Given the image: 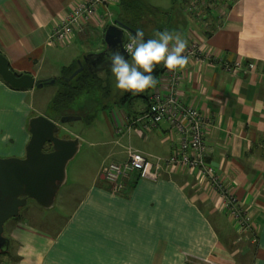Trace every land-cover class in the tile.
<instances>
[{
	"label": "crops",
	"instance_id": "0c3cea01",
	"mask_svg": "<svg viewBox=\"0 0 264 264\" xmlns=\"http://www.w3.org/2000/svg\"><path fill=\"white\" fill-rule=\"evenodd\" d=\"M78 1L0 0V51L16 73L56 81L69 77L80 63L87 68L84 55L106 47V29L116 20L105 7L69 41L48 43ZM186 1L181 0L179 26L172 31L181 33L188 45L196 41L208 54L181 67L180 97L204 117V158L249 212L250 229H240L197 169L167 168L157 181L140 179L134 172L123 187L104 179L106 160H125L130 145L152 159L174 150V130L166 122L151 130L137 125L128 130V123L148 107L149 100L138 97L134 99L142 102L132 99L130 112L112 110L114 120L103 127L105 132L97 126L85 129L93 138L89 146L102 144L109 153L106 160L95 161L90 184L55 232L20 214L12 219L8 251L17 245L15 264H200L203 259L264 264V0H235L226 9L215 5L204 11L197 6L189 16ZM129 34L125 31L124 44ZM249 62L255 67L248 72L242 67L232 73L223 66ZM107 65L91 73L110 85L111 70L99 74ZM33 89L13 88L0 77V157L25 156L29 119L37 115L28 100ZM53 112L47 116L52 120Z\"/></svg>",
	"mask_w": 264,
	"mask_h": 264
},
{
	"label": "built area",
	"instance_id": "2783aa9c",
	"mask_svg": "<svg viewBox=\"0 0 264 264\" xmlns=\"http://www.w3.org/2000/svg\"><path fill=\"white\" fill-rule=\"evenodd\" d=\"M116 0H79L72 10L65 14L61 23L55 27L48 38L49 44L67 42L76 29L82 28L89 18L96 15L100 7H105V13L112 15L108 5ZM191 6V10H192ZM128 40L126 41V43ZM189 59L200 62L203 54L199 43L192 42L184 53ZM224 68L232 73L245 67L246 72L254 69L253 62L224 64ZM181 68L166 69L165 74L155 88L150 91L148 107L136 119L131 120L127 128L137 125L141 130H151L166 122L174 130L175 145L169 156L150 158L142 151L128 146L127 157L123 161L112 160L103 167L104 179L113 187H123L136 172L140 179L159 180L167 168L197 169L208 178L213 190L222 198L223 207L240 225L241 230L250 229L251 216L241 205L238 198L225 186L216 168L204 158L206 121L200 111L182 101L179 93ZM129 121V120H128ZM121 128L117 127V131ZM200 264H216L211 259H203Z\"/></svg>",
	"mask_w": 264,
	"mask_h": 264
},
{
	"label": "rangeland",
	"instance_id": "374dc122",
	"mask_svg": "<svg viewBox=\"0 0 264 264\" xmlns=\"http://www.w3.org/2000/svg\"><path fill=\"white\" fill-rule=\"evenodd\" d=\"M135 1L133 6L136 11L137 9L139 10V7H144L149 4L148 10L145 11V18L148 19L145 21V24H147L145 26L147 29L146 34L153 36L156 30L163 31L168 29L172 31L173 28L179 26V5L181 4V0H175V3H172V0H137L136 4ZM234 1L235 0H187L185 2V7L189 8V16L191 13L196 14V12L193 11H198L196 9L197 6H201L202 11L205 9L207 10L209 6L215 5L226 9L232 5ZM172 5H175V7H172ZM191 6H193V11H191ZM123 8L124 6L119 2L113 1L109 4V10L113 13L115 20L125 16ZM152 8H157L160 11L162 10L163 13H152L154 12L152 11ZM150 10L152 12H150ZM165 12L170 13L172 17L166 19L168 16L165 15ZM137 28L142 29L143 27L137 26ZM102 43L103 42L101 41V45H103ZM105 68L104 72L102 71L99 73L100 75L105 76L110 72L109 65ZM67 72L69 73L70 70ZM104 73L105 75H103ZM66 77L67 76L62 75L57 77L54 84H45L34 88V93H31L32 96L30 94L28 97V100L33 102L32 104L35 108V113L52 116L51 113L54 110L57 111L56 108H59L60 106L58 105L54 108H49V103L52 105L56 98L62 94H70L69 92L71 91L73 98L66 115H77L79 117V119L66 121V123L62 124L59 133L60 136L68 135L71 137H78V133L81 134L80 139L82 141V147L80 152H78L76 157L68 165V179L58 191L54 207L46 209L37 201L30 199L20 211L21 218H24L31 223L33 222V224L39 225L42 228H46L52 233L59 228L63 217H65L68 211L72 208V205L81 196L83 190L90 184V174L94 169L95 161H98L99 159L106 160L104 158L109 153V148L102 144L89 146L88 139L91 138V136L85 133V129L91 126H97L103 129L105 125L111 123V120H114L113 116L111 117L113 109L123 108L125 112H130L135 104L142 102V99H134L133 101L138 100L134 105L133 101L125 104L119 103L118 100L125 94V92H121L114 88L115 78L113 75H110L109 77L111 82L110 85L106 84V81L103 80L104 82H100L94 86L97 88L96 90L92 92L80 91L79 93L75 88L78 84L77 80L74 79L71 84H67ZM80 111L81 115H78V112ZM73 134L77 135L73 136ZM109 161H111L110 158L104 162L108 163ZM12 219L13 218L7 220L4 225V236L8 238H10V225L14 221ZM14 246V250L12 247L11 251L0 253V264H15L14 255L16 254L17 245L14 244Z\"/></svg>",
	"mask_w": 264,
	"mask_h": 264
},
{
	"label": "water",
	"instance_id": "95a60500",
	"mask_svg": "<svg viewBox=\"0 0 264 264\" xmlns=\"http://www.w3.org/2000/svg\"><path fill=\"white\" fill-rule=\"evenodd\" d=\"M125 31L135 34L137 30L116 21L105 32L106 47L99 52L84 55V63L94 73L105 66V57L110 50L119 48L122 52ZM145 39H149L145 36ZM125 55H127L125 53ZM84 69L75 70L67 81ZM0 77L16 89H33L45 84H54L55 79L37 80L32 74H18L11 67L6 55L0 51ZM78 116H65L54 121L43 114L29 119L30 139L24 157H0V249L7 252L10 239L4 236V225L10 218L18 217L21 208L30 199L42 207L51 209L56 202L60 188L67 182L68 165L76 157L81 147L79 137L60 136L62 124L78 119ZM47 144L51 149L45 150Z\"/></svg>",
	"mask_w": 264,
	"mask_h": 264
},
{
	"label": "clouds",
	"instance_id": "9594fccd",
	"mask_svg": "<svg viewBox=\"0 0 264 264\" xmlns=\"http://www.w3.org/2000/svg\"><path fill=\"white\" fill-rule=\"evenodd\" d=\"M153 36L145 39V33L138 29L135 34H129L123 52L119 48L109 51L105 63L115 78V89L142 93L156 86L158 81L152 75L156 65L162 63L167 69L175 70L189 62L184 54L188 41L181 33L165 29L156 30Z\"/></svg>",
	"mask_w": 264,
	"mask_h": 264
},
{
	"label": "trees",
	"instance_id": "16d2710c",
	"mask_svg": "<svg viewBox=\"0 0 264 264\" xmlns=\"http://www.w3.org/2000/svg\"><path fill=\"white\" fill-rule=\"evenodd\" d=\"M134 1L135 0H120V4H122L124 6L123 10H124L125 16L123 18H117L116 21H121V22L127 24L128 26L132 27L135 30H138L137 26L143 27L142 29H139V30H142L145 33V36L148 37L149 39H151V37L146 34L147 29L145 27L147 25V24H145V21L148 20L147 18H145V11L148 10L149 4L145 5L144 7H139V10L137 9V11H136V9L133 6ZM136 1H135V4H136ZM152 11H154V12H152ZM152 11L150 10V12H152V13H158L159 12V10L157 8H152ZM139 13H141V14H139ZM165 69L166 68L163 66L162 63L155 66L152 75L157 79L158 82H159L162 74L164 73ZM73 71L70 72L69 75H71L73 73ZM74 79L77 80V82H78V84L75 86V88L78 90V93L80 91L92 92L93 90L96 89L94 86L97 85L98 83H100V80H98V76L96 74H92L86 67L77 76H75L74 78H72L69 81H66V83L71 84L72 80H74ZM158 82H157V84H158ZM152 89L153 88H150V89H147L146 91H144L142 93H136V94H133L132 92H125V94L118 100V102L121 104H125L127 102H130L132 99L138 98V97L148 99V93ZM69 93L70 94L67 93L66 95L62 94L61 96H59L58 98H56L54 100L52 105H50V108H54L58 105L60 106L59 108H56L57 111L54 110V118H55L54 120H58L62 116H66L67 110L69 109L70 104L72 102V98H73L71 91ZM49 149H51V146H50V144H47L45 150H49Z\"/></svg>",
	"mask_w": 264,
	"mask_h": 264
},
{
	"label": "flooded vegetation",
	"instance_id": "af4514ba",
	"mask_svg": "<svg viewBox=\"0 0 264 264\" xmlns=\"http://www.w3.org/2000/svg\"><path fill=\"white\" fill-rule=\"evenodd\" d=\"M0 253H2L1 249H0Z\"/></svg>",
	"mask_w": 264,
	"mask_h": 264
}]
</instances>
